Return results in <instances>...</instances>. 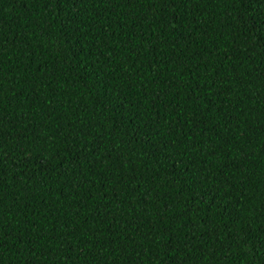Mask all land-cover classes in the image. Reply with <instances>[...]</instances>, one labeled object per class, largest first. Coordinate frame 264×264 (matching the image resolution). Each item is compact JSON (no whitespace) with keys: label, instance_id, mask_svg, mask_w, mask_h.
<instances>
[{"label":"trees","instance_id":"obj_1","mask_svg":"<svg viewBox=\"0 0 264 264\" xmlns=\"http://www.w3.org/2000/svg\"><path fill=\"white\" fill-rule=\"evenodd\" d=\"M0 264H264V0H0Z\"/></svg>","mask_w":264,"mask_h":264}]
</instances>
